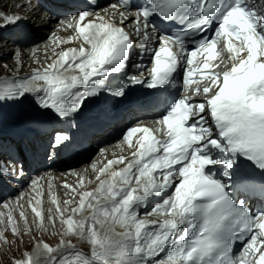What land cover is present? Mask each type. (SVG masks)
I'll use <instances>...</instances> for the list:
<instances>
[{
	"label": "snow or ice",
	"instance_id": "snow-or-ice-1",
	"mask_svg": "<svg viewBox=\"0 0 264 264\" xmlns=\"http://www.w3.org/2000/svg\"><path fill=\"white\" fill-rule=\"evenodd\" d=\"M110 7L127 10L132 5L130 0H117ZM120 15L127 18L125 12ZM154 18L176 23L179 31L161 32L153 41L149 28L155 31ZM21 19L0 12L4 22L0 26ZM60 23L74 32L61 43L80 41L79 47L54 53L56 58L30 77L5 80L0 102H22L33 95L40 109L66 120L79 116L104 91L123 98L125 86L113 89L110 76L123 74L129 85L159 89L172 84L181 69L183 94L166 106L153 122L155 127L138 121L125 130L121 139L131 149L132 159L120 155L98 170L92 165L97 187L78 191L85 187L84 178L75 187L63 185L70 197L64 205L71 206L79 196L76 207L61 208L51 195L55 209L48 208L46 217L43 186L32 181L35 195L27 204L33 222L40 228L46 220L53 228L59 222L66 226L63 236L86 241L90 250L85 253L70 240L62 239L56 247L44 242L14 264H264V209L253 212L233 194L249 190L257 171L264 192V3L149 0L132 18L141 50L148 52L150 42L155 44L148 53L147 77L143 71L128 75L136 42L124 27L87 10ZM210 25L214 27L209 34ZM225 53L231 66L215 71L220 64L212 62ZM199 56L204 57L202 64ZM204 80L206 86L199 87ZM196 96L203 99L197 101ZM69 139L66 132H57L52 146L60 150ZM4 167L0 163V178ZM12 168L16 175L23 174L22 166ZM153 197L160 199L150 211L140 213ZM3 207L9 211L0 212L5 225L0 243L10 244L5 233L19 237L21 220L31 228L23 206L20 219L10 205ZM68 211L71 214L65 218ZM150 216L162 219L149 220ZM237 242L243 247L234 253Z\"/></svg>",
	"mask_w": 264,
	"mask_h": 264
},
{
	"label": "bare ground",
	"instance_id": "bare-ground-1",
	"mask_svg": "<svg viewBox=\"0 0 264 264\" xmlns=\"http://www.w3.org/2000/svg\"><path fill=\"white\" fill-rule=\"evenodd\" d=\"M20 3V2H19ZM11 2L9 0H0V12L7 11V13L11 12ZM26 16L24 17L27 22L24 24L25 26L29 27V31L31 34L30 42H33L31 47L28 49H19V51L14 50V45H11L10 41H0V56H11V55H17V64L14 61H9L5 63V67L3 68L4 74L2 77H0V86L3 85V82L5 80L7 81H18L19 78H25L30 77L34 74L35 70L37 68H42L46 66L47 64L51 63L56 56L55 54H58L66 49L69 48H78V41L73 42H64L61 43V41H67V38L70 37L68 35L70 29H65L63 25H61L59 32L57 30L56 25L58 26L57 22L52 21V17L49 16H41L36 14L35 11L30 10L29 7L24 8L23 11ZM106 18L110 20H115L118 22V19L114 15H109L108 17L105 14ZM112 20V21H113ZM132 21V19H131ZM114 22V21H113ZM0 24H4V22L0 21ZM118 25V24H117ZM119 26V25H118ZM122 27L126 28L129 27V25H126L123 23L121 25ZM1 31V29H0ZM72 36V35H71ZM42 42L35 43L34 41L41 40L43 38ZM1 64V63H0ZM15 66V67H14ZM1 68V67H0ZM5 102H0V107L5 109L6 107ZM154 127V126H153ZM102 154L99 155V157H96L94 160H90L89 163H83L77 168H73L71 172H60V171H54L51 176L47 177L49 173H44L39 176H37L36 180H39L40 185L43 186L42 190L44 192L43 198H42V207L45 212V216L47 217L48 208L55 209V205L51 203V195H55L61 205V208L65 207H76L78 205L79 196H76L75 200L73 201L71 206L64 205V201L66 199H69V195L66 194L65 189L63 185L65 183H68L70 185H73L74 187L78 185L79 180L81 178H84L85 180V187L83 189L78 188V191H91L98 185V181L95 180V177L97 175V171L93 170L92 165H96V169L103 167L108 160L116 159L120 155H125L130 160V153L131 150H127L125 147V144H116L112 146H108L105 148V150H102ZM124 167V165H114V169H119ZM43 179H40L42 178ZM104 178V177H102ZM30 179H24V183L26 186L29 183ZM91 181V182H89ZM49 184L51 185V188H49ZM25 186V187H26ZM25 187L22 190H19V193L17 194L14 199L10 200V207L15 209V213L17 214V219H20L18 216V212L20 211V206H23V209L25 211V214L28 217L29 226L31 228V231L27 229H23L21 227V235L19 236V240L23 241L25 237L30 236L34 234L37 230L41 231V236L45 242H47L49 245H52L53 247L57 246L58 241L60 240H70L72 243L78 244L83 243L84 240L77 238L74 235L71 236H63V232L66 228V226H61L59 222H57L55 228H53L50 224L47 223V220L45 221V227L40 228L38 225H32V222L34 221V214L31 212L30 207L27 204V201L31 199L35 195L34 186L31 185V187L27 190H25ZM9 209H3L0 210V212H7ZM70 211L65 213V218H67L68 215H70ZM87 213H84L82 215H86ZM76 218H80L77 216ZM21 224V223H20ZM5 227L4 223L0 222V229L3 230ZM118 232L122 231V229L117 228ZM10 240V234H12L10 231L5 233ZM27 236V237H28ZM14 238V237H13ZM13 240V239H12ZM18 243V242H17ZM19 244V243H18ZM37 244H40L42 246L43 243L36 241L34 248L30 252V254H34L36 250ZM8 254V253H7ZM45 257L43 254H41V259L43 260ZM4 260V259H3ZM7 261V260H6ZM5 262V260L3 261Z\"/></svg>",
	"mask_w": 264,
	"mask_h": 264
},
{
	"label": "rangeland",
	"instance_id": "rangeland-1",
	"mask_svg": "<svg viewBox=\"0 0 264 264\" xmlns=\"http://www.w3.org/2000/svg\"><path fill=\"white\" fill-rule=\"evenodd\" d=\"M11 2V10H13V7L15 5H17V3H12V0H9ZM44 39L41 38V40H39L40 42H42ZM35 44V43H34ZM33 44H30L29 46L31 47ZM29 47H26V48H22V49H28ZM14 50H15V47H14ZM16 54L14 55H11V56H0V77L3 76L4 74V67H5V63L9 62V61H14L15 63L17 62V58H16ZM16 66H18V64L16 63ZM15 67V66H14ZM3 73V74H2ZM83 164V163H82ZM31 187V186H30ZM29 187V188H30ZM28 188V189H29ZM25 190L26 187H25ZM18 193H19V190H18ZM18 197V196H17ZM16 197V198H17ZM14 199V198H12ZM19 199V198H17ZM11 200V199H10ZM10 200H6V201H3L2 203L0 202V210H3L6 208L3 207L4 204H8L10 205ZM20 226L24 229H27L24 225H23V221L21 220L20 222ZM31 223V221L29 222ZM37 223L35 222H32V225H36ZM1 230V229H0ZM28 236V234H27ZM25 237V239L23 241H20L19 240V237L18 236H14L12 234H10V241H12V243L10 244H5V243H0V264H14V261L15 260H18V259H23L25 258V255L26 254H30V252L32 251V249L34 248V245L36 243V241H39L41 243H44L45 241L43 240L42 236H41V231L40 230H37L36 232H34L33 235L30 234V236L28 237ZM14 237V238H13ZM13 239V240H12ZM65 241H69V240H65ZM19 244H18V243ZM60 240L58 241L57 245L60 244ZM72 243V241H71ZM73 244V243H72ZM52 246V245H51ZM76 248L77 249H80L82 250L83 252L87 253L89 252V245L87 244L86 241H84L83 243H78V244H75ZM8 253V254H7ZM5 262H3L4 260ZM7 260V261H6Z\"/></svg>",
	"mask_w": 264,
	"mask_h": 264
}]
</instances>
